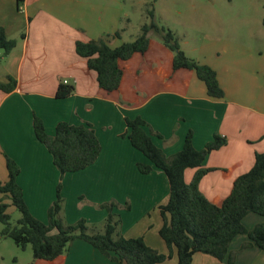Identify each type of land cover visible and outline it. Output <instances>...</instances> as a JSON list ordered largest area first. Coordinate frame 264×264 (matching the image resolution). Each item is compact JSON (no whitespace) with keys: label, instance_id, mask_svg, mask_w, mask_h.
Here are the masks:
<instances>
[{"label":"crops","instance_id":"obj_1","mask_svg":"<svg viewBox=\"0 0 264 264\" xmlns=\"http://www.w3.org/2000/svg\"><path fill=\"white\" fill-rule=\"evenodd\" d=\"M116 4V0H0V28L16 40V47L0 60V83L8 77L16 81L11 92L0 91V183L7 180L5 154L20 168L17 183L30 214L44 224L58 183L69 223L81 218L90 223L103 220L106 212L97 208L100 204L129 203L128 211L119 212L120 234L126 239L141 237L147 246L166 254L158 235L162 223L158 206L167 202V182L158 169L147 175L137 170V164L149 162L122 137L125 118L140 117L147 131L158 133L160 138H151L166 157L181 150L189 131L196 150L214 136L224 138L226 144L205 158L207 172L199 183L202 195L220 206L233 181L252 167L256 153L264 151V48L221 39L226 43L205 45L198 57H189L183 50L188 58L215 71L224 98L213 99L194 71H174L173 53L149 39L146 53L119 61L120 86L106 93L76 54L75 43L105 39L116 48L127 42L123 25L128 15ZM63 81L74 88L73 93L56 99ZM34 115L48 135L62 121L91 125L101 145L98 159L84 170L60 177L51 155L35 138ZM194 172L185 170L186 183ZM83 199L91 205L76 212ZM242 225L252 230L264 225V218L250 213ZM248 243L246 235L232 240L228 250L234 255L233 264H264V252L255 246L243 248ZM11 252L7 260L0 244V264H112L81 240L70 243L52 261L30 257L21 263L22 254L13 242ZM161 264H177L175 250ZM192 264L225 262L195 254Z\"/></svg>","mask_w":264,"mask_h":264},{"label":"trees","instance_id":"obj_2","mask_svg":"<svg viewBox=\"0 0 264 264\" xmlns=\"http://www.w3.org/2000/svg\"><path fill=\"white\" fill-rule=\"evenodd\" d=\"M154 1L147 10L148 23L141 26L139 35L133 41L124 42L116 48L109 47L105 39L75 43L76 54L85 60L87 69L95 73L98 87L106 93L116 91L122 78L119 61H126L134 54L146 53L149 47L148 34L154 32L173 53L174 71H194L204 83L210 98L223 99L224 91L215 71L188 58L174 34L155 22ZM114 36L119 34L116 32ZM15 47L16 40L9 39L4 29L0 28V60ZM15 87L16 81L11 77L5 83H0L3 93H9ZM73 90L72 86L60 83L55 97L65 99L72 95ZM125 126L126 132L122 137H126L132 148L149 162L137 164L139 173L147 175L153 169H158L167 182V202L158 206L162 221L158 235L167 248L166 254L147 246L141 237L126 239L120 234L121 217L115 210L122 208L128 211L129 203L121 207L117 202L110 201L97 206L106 212L102 233H89L88 224L83 218L74 224H65L62 218L64 199L61 183L57 184L55 200L47 210V223L38 221L30 214L17 183L20 168L5 154L7 180L0 183V237L11 240L22 251L29 247L33 259L44 261H52L62 255L75 240L89 244L110 259L112 264H161L171 258L173 250L177 264H192L195 254L208 255L219 262L233 264L234 255L228 248L238 235H246L250 240L243 248L255 246L264 252V225H257L252 230L242 225L243 218L250 213L264 218V151L254 155L252 167L233 181L229 194L220 206H216L199 191V183L207 172L203 169L205 158L226 144L224 138L214 136L201 150H196L189 131L181 150L166 157L151 138H160V135L151 128L147 131L148 125L144 120L140 117L125 118ZM32 127L37 141L51 155L60 177L86 169L100 155V142L89 124L71 125L62 121L56 125L54 134L48 135L42 120L34 115ZM187 169L195 171L189 183L184 181ZM10 207L20 214L15 224L10 220Z\"/></svg>","mask_w":264,"mask_h":264},{"label":"rangeland","instance_id":"obj_3","mask_svg":"<svg viewBox=\"0 0 264 264\" xmlns=\"http://www.w3.org/2000/svg\"><path fill=\"white\" fill-rule=\"evenodd\" d=\"M152 2L153 0H116V5L128 15V21L123 25L126 28L124 39L127 42L133 41L139 35L141 26L148 23L147 10L150 9ZM263 7L264 0H156L153 3V12L155 22L174 34L181 50H184L189 57H198L201 47L224 44L225 40L243 45L259 44L263 49ZM148 38L154 46L162 43L159 35L154 32H150ZM73 203L75 204V201L71 200L70 205L72 206ZM64 204L63 221L68 225L74 224L75 222L69 223L66 220ZM90 205L83 199L76 205V212ZM120 210L123 209H117L118 214ZM9 214L11 223L15 224L20 217L19 212L10 207ZM104 220L105 218L93 223L86 221L88 232L102 233ZM1 227L0 224V230ZM0 244H2V254L8 260L12 253V241L7 240L4 243L0 240ZM18 252L22 254L21 263L32 257L29 247L24 251L18 249Z\"/></svg>","mask_w":264,"mask_h":264},{"label":"built area","instance_id":"obj_4","mask_svg":"<svg viewBox=\"0 0 264 264\" xmlns=\"http://www.w3.org/2000/svg\"><path fill=\"white\" fill-rule=\"evenodd\" d=\"M63 84H67V81H63Z\"/></svg>","mask_w":264,"mask_h":264}]
</instances>
